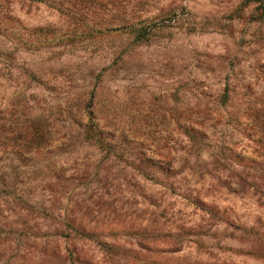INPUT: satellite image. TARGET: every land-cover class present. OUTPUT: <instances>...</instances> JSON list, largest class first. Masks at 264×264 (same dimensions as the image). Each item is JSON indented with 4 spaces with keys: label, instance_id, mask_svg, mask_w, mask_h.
Here are the masks:
<instances>
[{
    "label": "rangeland",
    "instance_id": "374dc122",
    "mask_svg": "<svg viewBox=\"0 0 264 264\" xmlns=\"http://www.w3.org/2000/svg\"><path fill=\"white\" fill-rule=\"evenodd\" d=\"M3 5L0 120L39 117L47 130L34 151L0 148V264H70L68 252L73 264H264L262 247L243 234L245 226L264 234V206L227 189V171L218 175L210 164L212 149L185 152L179 127L213 122L206 109L219 107L226 90L228 111L240 93L264 99L262 5L84 0L78 6L90 24L129 25L138 16L157 24L142 41L117 31L54 47L32 46V29L66 28V18L28 0ZM89 105L122 158L77 135ZM208 132L212 146L229 141L219 125ZM243 139L229 153L234 169L255 159ZM138 154L149 162L139 165ZM160 166L183 167L172 190L153 178ZM206 211L215 215L211 226ZM175 235L181 246H168Z\"/></svg>",
    "mask_w": 264,
    "mask_h": 264
},
{
    "label": "trees",
    "instance_id": "16d2710c",
    "mask_svg": "<svg viewBox=\"0 0 264 264\" xmlns=\"http://www.w3.org/2000/svg\"><path fill=\"white\" fill-rule=\"evenodd\" d=\"M35 4H43L47 9L58 15L59 17H64L69 21L66 28H58L51 25L50 27H34L32 29V39L30 44L32 46H48L54 47L62 44H72L76 42L74 40H83L84 38L97 36L104 32H121L126 33L132 41H142L146 40L150 30L157 23H151V17H137V21L129 25H122L126 22L122 21L119 25L115 27L103 26L99 24H90L84 21V16L81 14V9H79V4L84 0H28ZM262 5V11L260 17H264V0H254ZM0 8H6L3 5ZM149 7L141 10L139 14H144L145 12H151ZM148 13V14H149ZM153 13H155L153 11ZM165 15V14H164ZM167 17H162L161 21L166 20ZM9 20L8 15L5 11L0 10V35L5 37L8 32L7 23ZM120 20H123L121 17ZM122 33V32H121ZM219 98H222L221 104L217 108H207L206 112L210 116L213 112L216 117L208 121L194 122L191 125L179 124L180 128L183 129V134L186 138L187 145L185 146V152L189 155L192 153L196 157L205 150V148L212 149L211 157L213 161L210 163L212 168L218 175H221V171H227L225 175V181L223 184L231 192L245 195L250 193L251 195H257L260 205L264 206V99L257 100L246 97V93H240L239 103L232 111L227 110V102L230 100L229 91H225ZM93 105H89V110L86 111V121L83 123L76 124V133L81 136L85 141H89L96 147H100L101 150H106V154L113 156L114 158H122L120 155L121 147L118 145L117 141L113 142V133L106 131V126L101 125L97 119V114L94 111ZM39 117L33 118V120H26L19 124L12 120L3 121L0 120V139H3L4 143H0L1 147L29 149V152L34 151L39 147L40 144L44 142L45 132L47 128L39 122ZM221 126V131H230L229 134L226 132L229 141L226 142L224 139L216 141L218 145H211L209 139H207L208 131L210 129H215L216 126ZM185 126V127H184ZM112 134V135H111ZM237 136V137H236ZM243 138L249 140L253 144L252 151L255 154V159L248 166L244 165L240 169H234L232 165L229 153L233 147L234 140L244 141ZM128 158V157H127ZM126 158V160H127ZM138 160L139 165L148 163V158L144 154H138L137 157L133 158ZM140 174L142 176H147L148 169H143ZM155 172H159L160 175H151L158 184L164 189V191H169L173 189V183L170 182V178L175 175H181L183 173V167L179 169H172L170 167L160 166ZM150 177V178H151ZM180 190V189H177ZM188 190V189H186ZM173 192V191H171ZM185 192V191H184ZM187 192V191H186ZM185 197V196H184ZM186 199V198H185ZM197 199V197H194ZM187 201H189L187 199ZM1 202V201H0ZM209 217L204 219L206 223H211L214 218V214L207 212ZM209 226V227H210ZM241 229V228H240ZM243 234L245 236H252L251 240L255 245L262 247L258 251L261 256L264 257V234L254 231V227H243ZM74 239L77 238L76 235L73 236ZM85 237V236H84ZM91 237L90 235L86 238ZM168 246L175 247L181 246L182 238L180 235H175L172 239L168 240ZM72 253L63 255L64 261H70V264L75 263V259L72 258Z\"/></svg>",
    "mask_w": 264,
    "mask_h": 264
}]
</instances>
